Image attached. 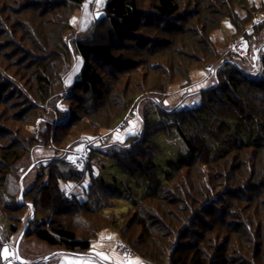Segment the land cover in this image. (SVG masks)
Returning <instances> with one entry per match:
<instances>
[{
    "label": "trees",
    "instance_id": "obj_1",
    "mask_svg": "<svg viewBox=\"0 0 264 264\" xmlns=\"http://www.w3.org/2000/svg\"><path fill=\"white\" fill-rule=\"evenodd\" d=\"M86 1L47 0L46 2H50L52 8L50 7L49 10L47 7L45 11L41 10L38 4H35L40 3L38 0H35V2L28 0L24 6L26 5L25 7L28 9H32L30 6L35 4V9H40V14H42L48 11L54 12L60 6L81 10ZM247 3V0H213V2L212 0H108L104 15L99 19L94 17L92 25L85 33V37L76 38L73 52L67 49V41H70L71 38L66 36L76 30L71 24L73 15L65 16L64 21L67 22V29L64 32L67 30L68 34L65 35L62 31L63 27L55 24L51 32L52 36H49L52 37L50 39L57 47L58 44L63 45H61L64 47L62 53L59 50L55 51V47L49 48L44 44L42 45L38 40L36 30L33 27H28V32L31 34L30 38L34 39L31 42L34 45L35 43L39 44L40 48L36 45L35 48L30 50L25 48L28 51L27 54L37 49L42 50L43 54L48 53L43 56L36 55L39 56L36 57L39 59L38 62L32 60V66L34 65L36 69L33 74L39 90L40 102L30 101L24 95L21 87L15 82L17 79L23 81V78L18 71L13 72L12 69L17 66L10 65L8 59L10 56L6 55L3 57L4 59L0 57L3 62V66L0 65V105L13 100V98L10 99L11 95L14 98L26 99L28 105L15 116L22 118L21 120H23L24 115L31 116L40 106L45 104L44 101L52 89H57L55 94L61 93L60 91L65 86V79L70 74L74 63L75 56H72V54L81 57L83 66L71 88V92L67 95L68 100H76V93L80 92V94L90 97V101L98 103L103 101L104 90L101 89V86L106 85L104 74L107 73L105 69L111 68L113 70L114 75L110 74L114 79L112 82L119 80V75L114 73L116 70H119L120 73H127L131 69L129 63L132 62L126 60V56L120 53L116 46L118 43L122 44L133 37L136 40L142 37L145 39L142 43H147L148 46L152 45L148 48L150 51L147 52L146 50L153 60L151 63V66H153L152 71L156 72V67H162L161 71L163 73L161 74L163 77H171L181 67L183 71H186L183 80L189 79L190 72L196 70L192 67L193 62L203 65V67L197 68L202 69L211 66L213 60H217L222 57L220 55L225 54L217 48L215 40L211 38V33L220 28L223 19L230 18L232 20L236 26L235 35L237 37L239 26L246 29L247 26L252 25L249 34L251 42H257L258 39H261L259 32L264 27V19L263 22L256 24L255 18L264 14V6L262 9L256 6L253 9L249 8L246 16L239 18L236 6L239 5L245 8ZM193 4L198 5L196 10L191 9ZM199 7L205 8L199 10ZM4 11V8H2L0 14L2 15ZM7 22L10 23L9 20L6 19L5 21L0 16V24L12 34L13 28L12 26L7 27ZM193 22L195 23L193 24ZM100 29L104 31L100 33ZM169 46H173L171 50ZM22 48L24 47L22 46ZM53 53L56 54L53 55ZM160 53H162L161 56H157ZM261 55L263 69L262 73L260 72L257 76H252L243 69L240 70L231 60L225 62L218 71V84L201 92V102L196 107L189 109L177 108L172 111V115H168L167 112L163 111L159 122L150 120L149 111L146 113V110L144 117L142 116L144 133L141 139L136 141L137 135L130 136L128 140L131 142L127 147L120 148L117 152L112 151L111 157L116 159L119 168L125 174L130 175L134 180H143L155 187L152 194L135 203L133 206L135 214L132 216L129 225L121 228V233H119L120 241L125 242L133 251H136L137 248H134V242L126 239L128 235L126 233L129 227H140L142 232L148 236L145 235V240H142L141 237L136 239L135 243L138 247L142 248L143 246V249L144 243L148 246L155 245L153 250L148 251L152 255V259L148 261L151 264H164V262L167 264H251V260L245 254H242L244 248L241 243L240 253L237 250L235 252L232 250L229 256L226 254L228 250L223 245L228 244V241L231 240V238H228L230 231L238 235L239 230L237 229L244 227V217L249 220L243 214L242 209H245L242 206L243 203H247L248 210L253 209L254 201L261 200V197L256 198L255 196L264 192V53L262 50ZM178 57L182 59L185 57V60L192 63L187 67L186 64L184 65V61L181 62L182 59L176 60ZM154 64L156 65L154 66ZM182 64L185 66L184 69ZM19 65L21 66V63ZM131 84L129 83V86ZM172 84L174 83L158 84L157 88L159 89L155 88L153 92L163 94ZM26 86H28L27 83ZM134 86L135 88H141L139 82ZM126 92L127 84H124L121 95L124 96ZM22 101L13 102V105H17ZM37 105L38 108H36ZM70 106L69 111L63 113L55 108V116L53 115L52 122L50 123L49 120L46 122L48 128L41 132L37 139L41 140L42 138L46 141L45 143L49 144L51 138L52 142L58 144L60 141L56 137L58 130L66 129L64 136L68 135L67 131L75 126L73 124L76 123L74 119L77 120L78 118L74 116L73 108ZM118 110L119 115L117 118H119L120 113L129 109L124 105H120ZM30 112L32 113L29 114ZM167 116L176 117L175 122L172 123L174 129L184 141L187 149L193 154V157L188 162L169 163L164 179H160L159 170L161 167L156 164L158 153L149 145L148 138L151 132L156 131L158 133L159 131L165 132L168 130L165 122ZM4 118H6L5 115L0 114V121ZM99 120L102 121L99 117H93V121L89 122V125H101ZM181 121H187L189 127L186 128ZM109 126L111 124L107 123L100 128L109 129ZM190 126L193 127L190 128ZM0 130L1 133L2 130L7 131L9 129L3 128ZM87 130V126L84 125L79 131L81 134L78 138H92L91 135L93 134L87 133ZM11 131L9 130L8 133L12 136ZM1 136L3 138L6 134ZM14 141L11 142L10 146L0 145V183L5 182L7 177L17 171V167L24 158L25 161H30V149L36 144V137L24 138V142L20 138L16 139V142ZM209 141L214 142L219 149H212L208 144ZM20 143H23L21 147L18 146ZM149 151H151V154H147ZM201 156L207 158L203 160ZM199 164L202 167H209L211 174L207 177L206 182L203 176L200 181H195L194 188H189L187 180H184L185 175L180 174V172L187 168H198L199 171L197 172L200 174L203 169L201 165L197 166ZM259 164L263 167L261 174H258ZM89 166L87 164L86 168L77 171L61 157L47 163H40L39 179L37 178L32 188L24 195L25 201L32 198L31 202L35 207V212H38L37 209H41L54 213L57 208L56 212L61 215H70L72 211L88 213L91 211L89 201L97 204L99 209L104 208L105 204L101 200L107 199V197L114 200L119 198L121 194L107 185L103 179L93 177L91 182L83 187L84 201H80L68 188L66 190L63 187V184L71 182L82 184L86 173L89 171ZM47 169L50 171L49 175L46 174ZM243 169L248 173L247 183H242L240 176L233 178V172H239ZM136 171L138 172L135 174ZM230 174L232 175L230 176ZM260 175L261 180L259 179ZM174 176L178 178L179 184L177 185L172 184ZM237 183L242 184L240 186L236 185ZM183 186L185 190H183ZM218 187H220V190L217 191ZM257 189L259 191L255 193ZM181 191H185L187 194L188 203L185 200L179 202L178 199L182 197ZM250 192L253 195L249 194ZM241 193H244V195L242 196ZM174 199H176L177 204L180 203L176 209H174V204L171 202ZM261 203L264 205V200ZM197 204H200L198 210L195 209ZM263 205L261 207H264ZM24 206L26 205L24 204ZM165 206L168 207V210ZM62 207H65V212L61 210ZM257 207L254 208L253 218H250L246 224L252 228L253 232L248 234L249 239L257 238L260 234V237H264V222L261 223L260 220L259 225L254 223V217H258L259 214H262V218H264V212L261 213L262 210ZM92 211L95 210L92 209ZM128 213L129 211L126 215ZM212 218H216V222ZM46 221L32 224L30 227H33V229L27 234L51 248L70 253L90 250L98 233L106 228V226H103L105 228L95 229V232L89 238L78 236L76 231L67 228L62 223ZM151 224L154 229L151 228ZM231 226H234L233 231ZM201 227L205 232L204 238L201 233H192L191 235L194 238L197 236V239L189 241L188 234L193 232L194 229L200 230ZM155 229L156 232H154ZM248 229L250 230V228ZM12 231L16 232L15 227H12ZM239 233L242 235V232ZM166 238L171 239V245L163 244V240ZM198 242L202 245L206 243L208 248L206 250L205 248L199 249ZM157 248L160 251L155 250ZM260 249V247L259 249L256 248V257L260 256ZM140 257L145 259L143 255H140ZM0 262L3 263V258H0Z\"/></svg>",
    "mask_w": 264,
    "mask_h": 264
},
{
    "label": "rangeland",
    "instance_id": "obj_2",
    "mask_svg": "<svg viewBox=\"0 0 264 264\" xmlns=\"http://www.w3.org/2000/svg\"><path fill=\"white\" fill-rule=\"evenodd\" d=\"M38 1H40V3L35 4H38V7L41 8V10L45 11V8L47 7L49 10L50 7L52 8L51 3L46 2L47 0ZM107 1L108 0H99L98 2V0H87L81 10L68 8L66 6H60L59 9H56V11L49 12L47 10L48 12L42 13V15L40 14V9H35V4L33 6H30L32 9H28L27 7H25L26 5L24 6V4L28 2V0H0V10H2V8H4L5 10L4 12H2V15L0 14V16L3 17L5 21L6 19L9 20L10 23L7 22V27L12 26L13 28V33L11 34V32H8L7 28L4 29L3 25L0 24V57L3 58L6 55L10 56L8 58L9 64L14 67L17 66L12 70L13 72L18 71V73L21 74L23 81L17 79L15 80V82L18 84V86L21 87L24 95L27 96L28 100H35L37 101L36 103L40 102V95L38 94L39 90L34 80L35 77L33 74L36 69L34 65L32 66V60H34V62H38L39 59L36 57L48 54L47 52L46 54H43L42 50L38 49L29 53L30 55L27 54L28 51H26V49H33L35 48V45L40 48L39 44L35 43L34 45L31 42L34 41V39L30 38L31 34L28 32V27H33L36 30L38 34V40H40L42 45L44 44V46H47L49 48L55 47V51L59 50V52L62 53V51L64 50V47H62L63 45L58 44L57 47V45H55L53 41H51L50 38L52 37L49 36H52L51 32L53 31L55 24L56 26L63 27L62 31L64 32V30L67 29V22L64 21L65 16L67 17V15L70 14L73 15L71 18V24L76 28V30L72 34H68L67 30L64 32L65 35L68 34L66 35L67 38H71L69 39L70 41H67V49L73 52V48H75L74 42L76 43L77 40L76 38H83L86 36L85 33L87 29L93 23L92 15L97 19L101 18L104 15ZM30 2H35V0H30ZM247 2L248 3L245 8H242L239 5L236 6L239 18H244L249 8L253 9L256 6L262 9L264 6V0H247ZM40 4L43 6H41ZM197 8L198 5H191V9L196 10ZM200 8L201 7H199V10ZM203 8L205 7H202L201 10ZM83 10H87L85 12H88V14H90L88 17L89 21L87 22L86 20H83ZM92 11H94L93 14ZM261 15L262 16H257L255 18L256 24L263 22L264 14ZM79 21L80 23L84 21V23H86V25H89V27L86 30H78ZM195 22H193V24ZM251 26L252 25L247 26L246 29L239 26V35L237 34V37L235 35L236 26L233 24L232 20L230 18L223 19L220 28H218L217 31L211 33V38L215 40L217 48L221 49L225 54L220 55L222 57L217 60H211V63H213L211 66L197 69L203 67V65L201 66L200 63L197 64L195 62L192 63L188 60H185V57H183V59L181 57H178L176 60L182 59L181 62L184 61V65L186 64L185 66L187 67L190 63H192L193 69H196L190 72L189 79L186 77L188 80H183V78H185L186 71H183L181 67L179 71L176 70L177 73L171 75V77H163V75L161 74L163 73L161 71L163 69L162 67H156V72L152 71L153 66H151V63L153 62V60L150 58L151 55L147 53L148 51H150V49L148 50V48L152 45L148 46L147 43H142V41H145V39H143L142 37H139V40H136V38L133 37L130 38V40L124 41V43H122L123 45L118 43V45L116 46L120 50V53L126 56V60L132 62L129 63L131 69L128 70L127 73H120L119 70H116L114 73L119 75V80H115L114 82H112L114 79L110 75H114L112 73L113 70L111 68L105 69L107 73L104 74L106 85L101 86V89L104 90L103 101H100L99 103L90 101V97H88L87 95H82L80 94V92L78 94L76 93L77 101L68 100L67 95H69V93L71 92V88L78 78L83 66L81 57L76 54H72V56H75L74 63L70 74L65 79V86L60 91L61 93L55 94V91H57V89H52V91H50L51 93L44 101L45 104L40 106L39 109L31 116L24 115L23 120H21L22 118L20 119L15 116V114L21 113V110H23L25 106L28 105L26 99H22L19 97L14 98V96L11 95L10 99L13 98V100L1 104L0 114L5 115L6 118L0 121V129L4 128L7 130L8 128L9 130H12V136L8 133L9 130H2V132L0 133V138L2 137L1 135L6 134V136H3V138L0 139V145L10 146L11 142H13L14 140V142H16V139L18 138H20L24 142V138H30L32 136L36 137V144H34L30 149V161H25L24 158L19 167H17V171L14 174L10 175V177H7L5 182L0 183V186L2 185L0 187V258H3V263H60L61 256L67 251L51 248L48 245L40 242L35 237H30V235L27 234L30 230L33 229V227H30L32 224L34 225L35 223L46 220L49 222L51 221L55 223H62L67 228L76 231L78 236L89 238L93 235L95 229H103L105 228L103 226H106L105 229L101 230V232L98 233L97 238H102L103 236H105V234H107L106 237L113 236V238L111 237V239H105L107 242L105 248L107 249V251H116L120 254L121 252L118 251V243L123 242L120 241V229L126 225H129L132 216L135 214V211H133V206L135 205V203L152 194L155 191V187L143 180H134L130 175L125 174L119 168L116 159H113L111 157L112 151L117 152L120 148L127 147L131 142H129L128 140L130 136L137 135V138L135 139L136 141L141 139L144 133L142 116L144 117L146 110V113H148L149 111L150 120L159 122L161 120L163 111L167 112L168 115H172V111L177 108L189 109L198 106L201 102V92L209 88H213L218 84V71L221 69V66L225 62L231 60L240 70L243 69L252 76H257L260 74V72L262 73L263 67L261 65V50L264 53V27L263 29H261L262 31L259 32L261 39H258L257 42H251V36L249 35L253 27ZM99 31L100 33H102L104 30L100 29ZM244 32H246L247 34H245ZM239 38L245 43L249 50L248 56L246 57H234L233 54L227 52L226 48L228 44ZM72 41L73 43H71ZM22 46L24 48H22ZM172 47L173 46H169V49L171 50ZM162 53L157 54V56H161ZM55 54L56 53H53V55ZM20 63L21 66L19 65ZM0 65L3 66L1 58ZM155 65L156 64H154V66ZM184 65L183 69L185 67ZM164 80H166L167 82H165ZM25 82L28 86H26ZM110 82H112V84H110ZM137 82L141 84L140 89L135 88L134 86ZM168 82L174 84H172L165 93L160 94L153 92L155 88L157 90L159 89L157 88L158 84L165 85ZM129 83H132L131 86H129ZM124 84H127V92L124 93V96H122L121 93L124 88ZM21 100L23 101L18 103L17 105H13V102H19ZM70 105L73 108L74 116L78 118L77 120L74 119L76 121V123H73L75 126L70 131H67L68 135L64 136V132H66V129L58 130L56 133L57 140H60L58 144L52 142L51 138L49 144L45 143L46 141H44L42 138L41 140L37 139L39 134L48 128L46 127V122L48 120L50 123L52 122V117L55 111L54 109L57 108V111H60L61 113L68 112ZM120 105L128 107L129 110L120 113L119 118H117L119 115L118 107ZM36 108H38V105L36 106ZM31 113L32 112H30L29 114ZM93 117H99L102 120H99L101 125H89V122L93 121ZM175 120L176 117L173 118L167 116V120H165V122L167 123L168 130L165 132L159 131L158 133L156 131L151 132L148 138L149 145L155 149L156 153H158L156 164L161 167V169L159 170L160 179H164V175L168 170L169 163L180 164L182 162L190 161V159L193 157V154L187 149L184 141L174 129V125L172 123L175 122ZM107 123L111 124V126H109V129L100 128L102 125ZM181 123H183L186 128L189 127L187 121H181ZM84 125H86L88 128L87 133L93 134L91 135L92 138H78L79 134H81V132L79 131H81ZM192 127L193 126H190V128ZM117 137H122V139H119ZM208 144L212 149H219L218 146L212 141H209ZM22 145L23 143H20L18 146L21 147ZM202 150L204 151V149ZM70 151H79L85 153L87 156V163L85 165L81 167L73 166L75 169H77V171L86 168L87 164L90 166L89 171L86 173L85 180L82 184H76L75 182L63 184L64 189L67 190L68 188L74 195L78 197L80 201H84L85 196L83 194V187L88 185L94 177L103 179L107 185L121 194L120 197L113 200L108 199V197L106 196L107 199L105 198L104 200H101V202L105 204V207L102 209H99V206L97 204L91 203V201H89L91 211L88 213L72 211L70 212V215H61L60 213L56 212V207H54L56 208V211L54 213L49 212V210H47L46 212L41 209H37L38 212H35V207L31 202L32 198L30 197L31 199H26L27 201H25L24 195L30 188H32L37 178L39 179V164L47 163L48 161H51L57 157H61L64 159L65 153ZM150 152L151 151H149L147 154H151ZM203 156L201 157L203 160H205L207 157L205 158ZM200 165L201 164L197 166ZM261 166L262 165L259 164L258 174H261L262 172L263 167ZM201 168L203 169V172L200 171V174L197 172L199 171L197 170L198 168H187L180 172V174L185 175L184 180H187V184L190 186L189 187L187 185V187L194 188L195 181H200L203 176L205 177L204 179H206L205 182L207 181V177L210 176L211 170L209 169V167H202V165ZM49 172L50 171L47 169L46 174L49 175ZM137 172L138 171H136L135 174ZM232 174L233 178L240 176L242 183L248 182V173L245 172V169H243L242 171L239 170V172H233ZM232 174H230V176ZM259 179L261 180V175ZM242 183H237L236 185L241 186ZM172 184H179L178 178L176 176H174ZM182 188L183 190H185L184 186ZM218 190H220V187H218L217 191ZM258 191L259 190L257 189L255 193ZM241 194L242 196L244 195V193ZM249 194L253 195V193L251 192ZM181 195L183 198L181 197V199H178L179 202H184L185 200V202L187 201L188 203L187 194L185 193V191H181ZM255 197H261V200L257 199L254 201L255 203L252 207L253 209L248 210V205H246L247 203H243L242 205L245 208L242 209L243 214L246 215L249 220L250 218H253V212L256 206H258L262 210H260L261 213L264 212V207H261L263 205L261 202L264 200V192H261ZM171 202H173L174 204V209H176V207L180 204H177L176 199ZM24 204L26 206H24ZM200 204H197L195 206L196 210H198ZM225 205H227V203H225ZM165 207L168 210V207ZM64 209L65 207H62L61 210L64 211ZM92 209L95 211H92ZM128 211L129 213L126 215ZM124 218L125 220L123 221ZM262 219H264L262 218V214H259L258 217H254V223L256 225H259L260 220L261 223L262 221L264 222V220ZM212 220L216 222V218H212ZM243 220V229H237L239 230V232H242V235L239 232L237 235V233L235 234L230 231L228 238H231V240L228 241V244L223 245V247L228 250L226 254L227 256L231 255L232 250L233 252L237 250L240 253V247L242 245L244 248V252H242V254H245L246 257L251 260V264H264V237H260V234L257 238L254 237V239H249L248 234L252 232V228L246 225L249 221L248 219L244 217ZM246 226L250 228V230ZM12 227H15L16 232L12 231ZM233 227L231 226L232 231L234 230ZM151 228L154 229L152 227V224ZM202 228L203 227H201L200 230L194 229L193 232H190L188 234L189 241H194L195 239H197V236H195L194 238V236L191 235L192 233H201L204 238L205 232ZM127 229L129 230L126 233V235L128 234L126 239L130 241L132 240L135 247L132 244L131 246L137 248L136 251H133L132 248H130L125 242H123V244L128 247L127 249H130L132 252V257H128V259L132 260L137 258L139 260H143L147 264H151L148 261L152 259V255L149 254L148 251L153 250L155 248V245L148 246L146 243H144V249L143 246L142 248L136 246V239L141 237L142 240H145V237L148 235L142 232V229L138 226L129 227ZM156 231L157 230L155 229L154 232ZM153 235L155 236V234ZM203 238H201V240H203ZM199 243L200 242L197 243L199 249L205 248L206 250L208 248L206 244L207 240L203 245ZM163 244L171 245V239H164ZM222 244H224V242H222ZM93 245H91V248L94 247ZM5 247L8 248L10 253L7 258H5L3 254V249ZM259 247L261 248L260 256L256 257V248L259 249ZM91 248L86 252L74 253L86 254L89 251H92ZM155 250L160 251L159 248ZM11 253H15V255H12ZM121 255L123 254L121 253ZM140 255H143L145 259H142ZM170 256L171 254L169 255V257ZM123 257L126 258L124 255ZM3 263L0 262V264ZM164 264L167 263L164 262Z\"/></svg>",
    "mask_w": 264,
    "mask_h": 264
},
{
    "label": "crops",
    "instance_id": "obj_3",
    "mask_svg": "<svg viewBox=\"0 0 264 264\" xmlns=\"http://www.w3.org/2000/svg\"><path fill=\"white\" fill-rule=\"evenodd\" d=\"M93 8V7H92ZM87 11V10H85ZM83 10V20L86 22L89 21L88 17L90 14H88V12H85ZM94 11H92L93 14ZM92 20H94V17L92 15ZM79 21V27L78 30H86L89 25H86V23H84ZM208 88V87H207ZM206 88V89H207ZM107 234H105V236H103L102 238H97L94 242H93V246L91 249L92 251H89L86 254H76V253H70V252H65L62 256H61V261L59 264H116V260L119 257L120 260H124L125 258L123 257V255H121V253L119 254L116 251H107V249L105 248V245L107 244L105 239H108V237H106ZM113 238V236H111ZM119 242V241H118ZM98 253H103L104 255H106L107 257H109V259H104L102 256L98 255ZM132 259V260H136ZM139 260V259H138ZM141 262V264H147L146 262H144L143 260H139Z\"/></svg>",
    "mask_w": 264,
    "mask_h": 264
},
{
    "label": "built area",
    "instance_id": "obj_4",
    "mask_svg": "<svg viewBox=\"0 0 264 264\" xmlns=\"http://www.w3.org/2000/svg\"><path fill=\"white\" fill-rule=\"evenodd\" d=\"M227 50L229 53L240 57H246L249 53L247 46L240 38L235 39L233 42L229 43L227 46ZM64 160L66 163L72 166L81 167L87 163V156L85 153L79 151H70L65 153ZM127 248L128 247H126L123 242L118 243V251L121 252L126 258H131L132 252Z\"/></svg>",
    "mask_w": 264,
    "mask_h": 264
},
{
    "label": "snow or ice",
    "instance_id": "obj_5",
    "mask_svg": "<svg viewBox=\"0 0 264 264\" xmlns=\"http://www.w3.org/2000/svg\"><path fill=\"white\" fill-rule=\"evenodd\" d=\"M98 2H99V0H98ZM117 138L122 139V137H117ZM108 238L111 239V237H108ZM3 254H4L5 258H7V256L10 254L7 247H5L3 249ZM11 254L15 255V253H11ZM98 255L102 256L104 259H109V257L104 255L103 253H98ZM116 264H141V262L138 259L131 260V259L125 258L124 260H120L119 258H117Z\"/></svg>",
    "mask_w": 264,
    "mask_h": 264
}]
</instances>
